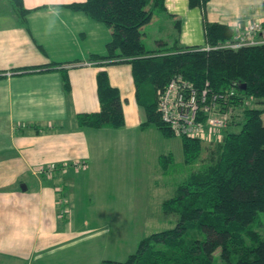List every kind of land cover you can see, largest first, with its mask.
<instances>
[{
	"label": "crops",
	"instance_id": "crops-1",
	"mask_svg": "<svg viewBox=\"0 0 264 264\" xmlns=\"http://www.w3.org/2000/svg\"><path fill=\"white\" fill-rule=\"evenodd\" d=\"M85 1L23 0L31 12L22 17L10 0H0V264H102L107 242L99 244L100 229L122 219L127 191L109 186L108 172L99 178L100 155L150 127H142L146 114L130 64L78 66L107 56L112 39L106 25L68 7ZM206 15L234 30L251 22L264 26V0H211ZM142 34L152 52L209 48L203 12L189 0H165ZM103 70L120 91L126 126L82 129L78 116L101 110L97 76ZM224 133L209 141L220 143ZM52 166V178L39 174Z\"/></svg>",
	"mask_w": 264,
	"mask_h": 264
},
{
	"label": "trees",
	"instance_id": "trees-1",
	"mask_svg": "<svg viewBox=\"0 0 264 264\" xmlns=\"http://www.w3.org/2000/svg\"><path fill=\"white\" fill-rule=\"evenodd\" d=\"M10 2L22 17L31 12L23 0ZM210 2L189 0L191 8L203 12L210 50L173 46L155 52L147 50L142 29L156 11L165 10V0H86L68 6L112 31L108 55L94 56L91 62L131 65L137 102L146 114L143 128L154 126L166 137H177L159 112L158 93L180 76L199 90L207 85L218 93L234 90L237 97L224 109L232 114L229 127L242 126L238 133L227 129L208 164L163 202L164 216L178 217L174 228L144 238L125 262L102 264H215L218 252L222 264H264V237L253 229L264 214V45L222 48L233 40L235 30L207 21ZM97 83L101 110L79 115V127L123 129L120 91L105 70L99 72ZM64 87L71 92L68 78ZM238 108L242 114L236 115ZM181 140L185 163L197 164L205 141ZM165 158L171 157L161 162Z\"/></svg>",
	"mask_w": 264,
	"mask_h": 264
},
{
	"label": "rangeland",
	"instance_id": "rangeland-1",
	"mask_svg": "<svg viewBox=\"0 0 264 264\" xmlns=\"http://www.w3.org/2000/svg\"><path fill=\"white\" fill-rule=\"evenodd\" d=\"M155 29H158L157 25ZM241 130L242 126L238 125L230 132L238 133ZM129 140L133 145H127ZM218 144L205 140L204 152L198 163L187 165L181 138L166 137L152 126L140 135L133 134L132 138L124 136L123 144L115 148L109 147L106 153L102 151L96 172L99 178L108 172L105 173L108 185L122 187L127 191L124 204L120 203L123 215L118 226L109 222L107 228L100 229L99 237L102 238L98 240L99 244L103 247L107 242L101 254L104 261L125 262L130 255L136 253L144 238L170 230L177 225V216H164L163 202L175 196L178 187L184 184L192 173L198 172L203 165L208 164ZM169 156V160L165 158L164 162H160ZM113 178L117 181H112ZM128 190H135L136 195L128 194ZM133 200L136 204L128 206ZM139 205L141 208L137 209L136 206ZM147 207L148 211H145L144 208ZM139 215L148 218L138 222L135 216ZM253 229L264 237V214L253 224ZM215 264H222L219 252L215 255Z\"/></svg>",
	"mask_w": 264,
	"mask_h": 264
},
{
	"label": "built area",
	"instance_id": "built-area-1",
	"mask_svg": "<svg viewBox=\"0 0 264 264\" xmlns=\"http://www.w3.org/2000/svg\"><path fill=\"white\" fill-rule=\"evenodd\" d=\"M259 45H264V26L261 23L251 22L236 28L233 40L221 47L238 50L242 47ZM94 65L97 63L86 62L78 66ZM158 95L159 112L173 133L179 138L204 141H209V138L217 134H223L229 128L232 114L224 107L237 97L234 90L218 93L211 90L209 85L199 90L181 76L174 78L164 90L159 91ZM81 166L75 165V168L80 169ZM54 170V166L43 168L39 174L52 178ZM61 203L66 204L67 201L64 199Z\"/></svg>",
	"mask_w": 264,
	"mask_h": 264
},
{
	"label": "water",
	"instance_id": "water-1",
	"mask_svg": "<svg viewBox=\"0 0 264 264\" xmlns=\"http://www.w3.org/2000/svg\"><path fill=\"white\" fill-rule=\"evenodd\" d=\"M241 89H243V90H244V88H241Z\"/></svg>",
	"mask_w": 264,
	"mask_h": 264
}]
</instances>
